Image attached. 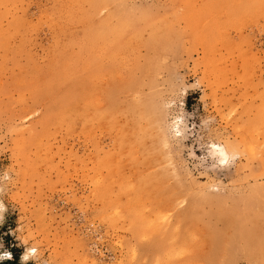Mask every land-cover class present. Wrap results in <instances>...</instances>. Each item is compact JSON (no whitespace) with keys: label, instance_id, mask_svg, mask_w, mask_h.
Instances as JSON below:
<instances>
[{"label":"rangeland","instance_id":"obj_1","mask_svg":"<svg viewBox=\"0 0 264 264\" xmlns=\"http://www.w3.org/2000/svg\"><path fill=\"white\" fill-rule=\"evenodd\" d=\"M0 203L20 263L264 264V0H0Z\"/></svg>","mask_w":264,"mask_h":264},{"label":"clouds","instance_id":"obj_2","mask_svg":"<svg viewBox=\"0 0 264 264\" xmlns=\"http://www.w3.org/2000/svg\"><path fill=\"white\" fill-rule=\"evenodd\" d=\"M4 180H7L9 179V176L7 173L4 174V177H3ZM5 211V207L3 205V203H0V213H3ZM37 253V249L35 247L29 249V250H26V252L20 257V260H21V264H26V262L29 260V259H33L35 257ZM12 258V254L10 252H2L0 253V260H5V259H11Z\"/></svg>","mask_w":264,"mask_h":264},{"label":"bare ground","instance_id":"obj_3","mask_svg":"<svg viewBox=\"0 0 264 264\" xmlns=\"http://www.w3.org/2000/svg\"><path fill=\"white\" fill-rule=\"evenodd\" d=\"M142 20V19H141ZM152 20V19H151ZM154 32V31H153ZM126 33V32H125ZM68 39V38H67ZM118 39V38H117ZM72 40V39H71ZM75 40V39H74ZM73 42V41H72ZM71 43V42H70ZM160 44V43H159ZM68 45V44H67ZM83 52V51H82ZM156 53V52H155ZM155 55V54H154ZM157 55V54H156ZM158 56V55H157ZM154 57V56H153ZM65 83V82H64ZM69 84H71V83H69ZM57 86H58V84H57ZM57 88H59V87H57ZM72 88V87H71ZM71 90V89H70ZM68 91V90H67ZM72 92V91H71ZM70 94H72V93H69V95ZM72 98H73V96H72ZM71 98V99H72ZM68 101V100H67ZM69 102V101H68ZM69 104V103H68ZM140 110V109H139ZM115 131V130H114ZM118 132H119V130H118ZM215 151L214 152H216L217 154H219V158H220V160H225L226 158H227V152H226V149H225V147L224 146H217L215 149H214ZM136 155V154H135ZM143 155V154H142ZM141 155V156H142ZM135 158V160L137 159L136 157H134ZM149 161V160H148ZM149 163V162H148ZM136 164V163H135ZM145 164V163H144ZM138 167V166H137ZM148 168V167H147ZM136 175V174H135ZM141 175H143V174H141ZM141 177V176H140ZM144 179V178H143ZM142 179V180H143ZM141 180V181H142ZM134 181H135V179H134ZM140 181V182H141ZM145 181V180H144ZM130 182H132V181H130ZM129 182V183H130ZM140 182H139V184H140ZM143 182V181H142ZM144 183H146V182H144ZM142 184V183H141ZM138 185V184H137ZM139 187V186H138ZM134 188V187H133ZM139 190H141V189H139ZM146 191V190H145ZM139 192H141V191H139ZM141 201V200H140ZM185 214V213H184ZM244 214H247V213H244ZM252 218V217H251ZM240 219V218H239ZM239 219H238V221H239ZM245 226H246V224H245ZM236 232V231H235ZM242 232H244V231H242ZM241 232V233H242ZM237 233V235L240 233H238V231L236 232ZM236 236V235H235ZM232 238V237H231ZM238 239V238H237ZM231 240H233V239H231Z\"/></svg>","mask_w":264,"mask_h":264},{"label":"trees","instance_id":"obj_4","mask_svg":"<svg viewBox=\"0 0 264 264\" xmlns=\"http://www.w3.org/2000/svg\"><path fill=\"white\" fill-rule=\"evenodd\" d=\"M16 256H13L10 260L6 259L4 261H1L0 264H21L15 259Z\"/></svg>","mask_w":264,"mask_h":264},{"label":"snow or ice","instance_id":"obj_5","mask_svg":"<svg viewBox=\"0 0 264 264\" xmlns=\"http://www.w3.org/2000/svg\"><path fill=\"white\" fill-rule=\"evenodd\" d=\"M221 162L224 163L225 161L222 160Z\"/></svg>","mask_w":264,"mask_h":264}]
</instances>
